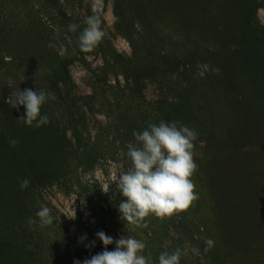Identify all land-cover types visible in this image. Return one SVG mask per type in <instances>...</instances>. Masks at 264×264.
Instances as JSON below:
<instances>
[{
    "label": "rangeland",
    "instance_id": "1",
    "mask_svg": "<svg viewBox=\"0 0 264 264\" xmlns=\"http://www.w3.org/2000/svg\"><path fill=\"white\" fill-rule=\"evenodd\" d=\"M92 15L103 36L83 52L77 36ZM18 88L51 93L46 125L26 126L23 106L5 102ZM160 120L197 133V198L124 222L121 153ZM42 204L53 223L29 226ZM75 221L142 240L148 264L176 249L179 264H264V0H0V264L102 251L98 240L85 247L94 236Z\"/></svg>",
    "mask_w": 264,
    "mask_h": 264
},
{
    "label": "clouds",
    "instance_id": "2",
    "mask_svg": "<svg viewBox=\"0 0 264 264\" xmlns=\"http://www.w3.org/2000/svg\"><path fill=\"white\" fill-rule=\"evenodd\" d=\"M84 27L79 31L77 44L81 51H90L102 38L103 32L95 15L85 17ZM78 25L69 24L68 30L75 31ZM51 98V93L25 88H18L15 94L6 99L10 108L19 110L23 106L24 115L20 119L26 126L40 127L48 123L46 114L40 113L41 106ZM135 143L126 145V152L121 155L130 161L127 171H122L116 177L115 186L122 197L118 204L120 219L124 222L139 224L149 214L156 217H166L187 209L197 198L191 176L196 168L194 156V141L197 133L194 129L178 121L160 120L149 123L140 132H134ZM15 146L17 141H9ZM29 184L27 178L19 181L20 189ZM36 219L29 218V226L37 224L40 227L53 223L54 217L46 205H40L35 212ZM86 237H81V240ZM103 250L81 260L73 259L72 264H148V259L142 254L145 244L132 236H122L113 241V237L102 230L94 234V239L85 247H95L96 241ZM115 243L112 250L108 246ZM204 251H208L213 241L205 239ZM194 254L199 249L193 248ZM181 251L161 252L157 264H179Z\"/></svg>",
    "mask_w": 264,
    "mask_h": 264
},
{
    "label": "trees",
    "instance_id": "3",
    "mask_svg": "<svg viewBox=\"0 0 264 264\" xmlns=\"http://www.w3.org/2000/svg\"><path fill=\"white\" fill-rule=\"evenodd\" d=\"M51 3L53 4V6L56 7V9L58 10L59 9V5L55 4L54 1H51ZM65 73L68 75L69 74V68L68 66H65ZM75 224H76V227L79 228V229H83V231L85 233H87L88 235H91V236H94V231L92 228L84 225L83 223H79L77 221H75Z\"/></svg>",
    "mask_w": 264,
    "mask_h": 264
}]
</instances>
